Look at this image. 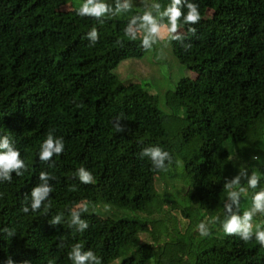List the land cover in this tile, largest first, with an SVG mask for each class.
<instances>
[{"label":"trees","instance_id":"16d2710c","mask_svg":"<svg viewBox=\"0 0 264 264\" xmlns=\"http://www.w3.org/2000/svg\"><path fill=\"white\" fill-rule=\"evenodd\" d=\"M67 1L0 0V144L8 145L0 154L18 151L24 163L0 170V264H73L76 244L101 264L117 256L118 264H264L256 240L264 223L249 229L245 242L239 219L250 198L264 192V0H152L143 17L59 10ZM188 3L199 6L200 21L187 24L181 15L172 31V8L187 14ZM132 23L150 40L156 39L152 26H166L172 55L194 73L165 93L167 111L155 95L114 72L149 47L142 46L145 37L128 36ZM92 28L99 33L95 44L87 35ZM49 136L63 148L42 161ZM154 146L172 158L164 161L166 171L141 156ZM234 160L245 163L248 178L237 182ZM79 168L94 183H82ZM163 174L182 179L175 210L189 220L185 225L153 186ZM37 187L52 191L33 211ZM80 201L132 216L95 220L73 208ZM73 214L88 224L82 232ZM233 217L239 231L219 232ZM158 220L172 222L166 237L137 242L139 228Z\"/></svg>","mask_w":264,"mask_h":264},{"label":"rangeland","instance_id":"374dc122","mask_svg":"<svg viewBox=\"0 0 264 264\" xmlns=\"http://www.w3.org/2000/svg\"><path fill=\"white\" fill-rule=\"evenodd\" d=\"M87 4L88 8L94 7L96 4H102L105 7V11L101 16L116 17L129 15L131 12L149 15L147 13L149 6L152 4V0H93L91 4L87 3V0H69L66 3L59 6L61 11L79 10L82 5ZM156 31L153 32L155 40H150L145 34V29L142 26H137L132 23L129 26L128 36L136 38L139 36L145 37L149 43L148 49L137 58H127L121 60L114 68L115 74L122 82L138 83L141 88L148 93L153 94L157 98V106L162 111H167L164 106V95L170 91L176 82L182 77H194V73L187 69L183 64L179 63L172 55L170 49V33L167 27L152 26ZM258 153L252 155V159H257ZM256 156V157H255ZM260 158V157H259ZM236 168V180L241 181L243 178H248L250 172L246 170L245 163L234 160ZM172 172L173 170L170 169ZM153 186L158 194L165 197L168 202L164 208L171 213H175L177 221L181 225H185L189 222L186 218H182L179 212L175 210L176 206H181L180 197L184 190L182 179L176 175L168 176L163 174L153 178ZM251 199L252 204H245L244 213L240 214V226H244L250 230L254 227L260 226L264 223V211H259L254 208L255 200ZM264 207L263 203H260ZM86 212L92 214L95 220H101L105 216L113 218L129 217L132 216V212L127 210H115L106 206H99L88 201H80L73 206L74 209H85ZM251 213V219H246V214ZM169 216V214H167ZM163 220H166L163 215ZM205 222V219L201 223ZM200 223V224H201ZM172 222H166L158 220L145 224L139 228L137 234V242H153L157 243L161 239L165 238L167 233L170 232ZM199 224V225H200ZM228 224V223H227ZM219 228V232H224L226 225ZM180 226V225H179ZM198 230V226L195 227ZM201 230V229H200ZM181 232L183 231L180 230ZM121 257L117 256L109 261L107 264H118Z\"/></svg>","mask_w":264,"mask_h":264},{"label":"clouds","instance_id":"9594fccd","mask_svg":"<svg viewBox=\"0 0 264 264\" xmlns=\"http://www.w3.org/2000/svg\"><path fill=\"white\" fill-rule=\"evenodd\" d=\"M93 0H87L88 4H91ZM180 0H173V4H179ZM188 11L187 14L181 13V11L178 8L173 7L172 8V15H171V30L175 31L177 28L176 21L181 15H184V23L187 24H196L200 21L201 16L198 11V5L195 3H188L186 5ZM105 11V7L102 4H96L92 8H88L87 4L82 5L81 8L78 10V15L85 16V15H92L95 17H99L103 12ZM153 32L156 31L155 28L152 29ZM192 31H195V29H192ZM127 34V30L125 31ZM88 37L92 41V44H95L96 41L99 39V33L96 28H92L88 33ZM142 46L147 44V40L144 39L141 41ZM117 131H122L121 128L117 127ZM0 147L7 148V143L0 144ZM63 148V144L60 142H57L55 145L53 144L51 136H49L43 145V150L40 153V159L42 161H47L53 154V152L57 153L58 155L61 153ZM19 152L18 151H12L11 149L8 151L7 154H0V170H3L5 174L8 170L11 169H17L24 167L23 161L18 159ZM141 156H147L152 161L153 165L157 170H167V167L164 164V161L167 159L171 162V156L167 151L162 150V148L158 146L145 148L141 152ZM79 172V178L82 183L84 184H91L94 183V177L91 174V172H85L83 168L78 169ZM20 175V173H18ZM10 179V178H9ZM40 179L45 180L47 179V173L41 172L40 173ZM251 186H255L256 184V176L253 174L252 180H250ZM52 191V189L48 187H37L33 189V203H32V210L36 211L40 208L41 200L44 198V196L49 192ZM261 200H264V192L257 194L255 197V204L254 208L259 211H264V207L261 206L259 203ZM87 210V206H85V209ZM23 212L27 213L28 209L23 208ZM60 219L59 216H57L55 222H58ZM246 219H251V213L246 214ZM79 223V230L82 232L84 228L88 227V224L84 221H78L76 218V215L73 214V223ZM203 228V222L198 225V230ZM225 231L229 234L233 232L239 231V225L237 223V218L233 217L231 221L226 225ZM11 235V233H9ZM200 235L207 236L209 233L207 231H200ZM241 239L245 242L249 241L251 239V232L248 228H246L241 236ZM256 240L259 242L261 246H264V231H257L256 233ZM82 246L80 244H76L73 246L72 251L69 253V259L73 261V264H85L86 260L92 259L95 260L96 264H101L100 259L93 254L92 251H88L81 255L80 248ZM7 264H12L11 259L7 260Z\"/></svg>","mask_w":264,"mask_h":264}]
</instances>
